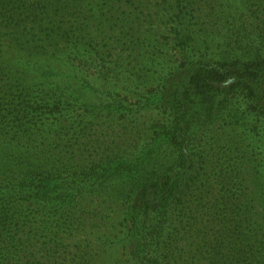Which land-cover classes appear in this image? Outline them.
Segmentation results:
<instances>
[{"label":"trees","instance_id":"obj_1","mask_svg":"<svg viewBox=\"0 0 264 264\" xmlns=\"http://www.w3.org/2000/svg\"><path fill=\"white\" fill-rule=\"evenodd\" d=\"M86 1L0 0V55L4 39L20 43L29 25L44 28L25 43L30 52L47 53L63 37L93 44L94 34L74 19L88 12ZM91 1L101 27L133 25L145 39L144 28L154 30L157 18L142 14L139 0ZM225 3L227 10L211 16L217 27L204 28L209 56L219 59L188 63L182 73L162 75L152 93H138L144 108L164 115L141 138L127 129L129 145L111 148L88 127L79 136L70 129L69 143L37 141L35 154L25 141L0 139V264H97L104 251L112 264H264V0ZM175 40L186 48L190 38L177 32ZM125 79L147 82L117 80ZM23 81L52 91L54 111L74 103V91L92 88L55 69ZM15 82L0 79V92ZM238 96L223 130L232 127L235 137L210 143L205 130ZM5 101L0 118L9 113L23 127L20 113L30 111L18 108V98ZM49 101L35 102L34 111ZM80 140L88 153L75 149ZM120 251L125 259L117 261Z\"/></svg>","mask_w":264,"mask_h":264},{"label":"rangeland","instance_id":"obj_2","mask_svg":"<svg viewBox=\"0 0 264 264\" xmlns=\"http://www.w3.org/2000/svg\"><path fill=\"white\" fill-rule=\"evenodd\" d=\"M225 1L139 0L137 4L141 7H139L141 13L155 15L157 18L154 30L152 26L144 28L147 39L137 37L138 28L133 25L124 29H121L119 22L109 27L99 26L93 18L97 14L91 0L86 1L88 12L76 14L74 19L79 20L80 26L84 25L83 33L94 34L93 44L88 42L76 44L63 37L56 40L51 48H48L47 53L45 48L30 52L28 46L24 47L25 43L35 41L44 30L34 25H29L26 37L24 36L20 43L7 37L3 41L6 52L0 55L2 76L0 79H15L16 82L9 92H0V99H6V104L7 101L18 98L22 104L18 108L21 111L28 109L30 115L26 116L27 114L21 112L24 124L23 127L17 128L11 120L12 115L6 113L7 121L0 118V139L7 137L25 141L24 150L35 154L34 143L37 141L45 143L52 141L54 145L69 143L68 140L73 134L67 135L66 131L70 129L76 131V135L79 136L78 134L88 127L93 133L101 135V144L104 147L111 148L118 147L121 143L129 145L126 141L127 129L134 130L137 138H141L151 124L164 118V115L158 110L144 108L138 93L143 95L152 93L162 75L182 73L188 63L214 62L219 59L209 56L212 52L209 49L211 44L207 41L204 28H208V24L217 27L219 11L228 9ZM213 15H216V19L211 17ZM70 20L71 18L66 19ZM177 32L190 38L186 48L181 47L175 40ZM151 53H158L159 57H143ZM46 69H55L58 75L76 76L81 81H90L92 88L74 91L70 96L74 103L65 102L54 111L55 105L49 101L55 98L52 91H42L34 81L30 82L29 87L22 83L26 76L46 75L48 72ZM128 76L146 77L147 82L137 84L129 82V79L127 81L125 79L123 83L117 80ZM66 96L59 98L61 101H67ZM43 101H49V106L44 107L41 104L39 111H34L36 106L32 104ZM113 104L117 108L111 106ZM240 104L241 96H238L226 114L218 116L212 127L205 130L204 136L210 143L222 144L221 140L235 137L232 127L226 133L223 130L226 125H232L231 115L235 108L238 110ZM4 109L6 108L0 107V113H4ZM51 123L55 125L50 126ZM116 133L122 139L118 138ZM109 138L114 146L110 145ZM83 143L85 142L80 140L75 145L80 154L83 150L88 151ZM95 145L97 147V143ZM95 145L91 144L92 147ZM261 169L264 171V162ZM124 253L120 251L117 261L125 259ZM109 256L112 258L110 253L104 251L96 257L97 264H112L107 260Z\"/></svg>","mask_w":264,"mask_h":264}]
</instances>
